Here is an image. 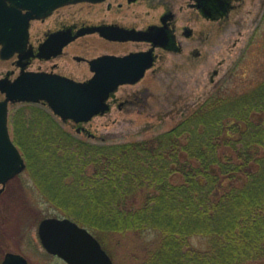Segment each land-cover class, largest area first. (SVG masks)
I'll list each match as a JSON object with an SVG mask.
<instances>
[{
  "label": "trees",
  "instance_id": "obj_1",
  "mask_svg": "<svg viewBox=\"0 0 264 264\" xmlns=\"http://www.w3.org/2000/svg\"><path fill=\"white\" fill-rule=\"evenodd\" d=\"M14 117L38 187L111 255L117 237L131 248L127 264L264 259V82L215 93L170 130L135 141L84 139L41 104ZM193 236L208 246L188 247Z\"/></svg>",
  "mask_w": 264,
  "mask_h": 264
},
{
  "label": "rangeland",
  "instance_id": "obj_2",
  "mask_svg": "<svg viewBox=\"0 0 264 264\" xmlns=\"http://www.w3.org/2000/svg\"><path fill=\"white\" fill-rule=\"evenodd\" d=\"M144 1L126 5L121 12L116 8L109 11L107 3L82 2L63 10L68 15L77 14L88 24L114 17L124 22H134L139 15L141 18L144 16L147 23L153 22L163 7L158 6L159 0ZM176 11L179 26L186 25L187 6L184 11H180L179 7ZM190 25L195 29V35L191 39L182 38V52L164 51L163 57L141 81L134 86L121 87L117 92V95L138 92L139 97L133 98L136 103H126L122 108L118 103H113L110 110L80 123L61 120L42 102L33 104H41L49 109L66 130L84 139L126 142L150 138L170 130L215 93L220 92L223 96L244 94L264 82V0H246L244 4H239L227 19H223V24L200 16ZM132 47L127 43L112 44L87 32L69 50L91 58L102 51H125ZM83 65L78 73L87 76L89 70L86 64ZM14 68L11 59L0 58V78ZM5 97L0 91V100ZM29 104H9V125L13 138L14 116ZM27 117L31 118L29 115ZM52 216L65 215L38 187L26 162V168L12 178L0 193V264L7 252L24 255L30 264H67L49 253L39 237L40 221ZM117 240V237L113 239L111 257L115 264H127L131 248L125 241ZM207 246L208 240L203 236L189 239L188 247ZM248 264H264V259Z\"/></svg>",
  "mask_w": 264,
  "mask_h": 264
},
{
  "label": "water",
  "instance_id": "obj_3",
  "mask_svg": "<svg viewBox=\"0 0 264 264\" xmlns=\"http://www.w3.org/2000/svg\"><path fill=\"white\" fill-rule=\"evenodd\" d=\"M79 1L103 0H0L1 57L9 58L19 48L18 43L27 41L31 18L46 16L58 6ZM22 8L29 11L24 14ZM17 33H20L21 38H15ZM138 56L140 59L143 57L142 53L104 57L108 69L118 64L116 70L121 73L120 65H123L126 76L122 78L98 74L88 80L78 81L45 72H24L14 80L1 78L0 90L6 97L0 100V193L12 178L26 168L25 158L14 142L9 127L11 102L42 101L63 121H89L110 108L107 100L121 83L138 81L145 70L152 66L153 60L148 56V62L137 71L133 62ZM38 233L44 248L67 264H115L97 236L70 217H45L39 223ZM2 264L30 262L20 253L7 252Z\"/></svg>",
  "mask_w": 264,
  "mask_h": 264
},
{
  "label": "flooded vegetation",
  "instance_id": "obj_4",
  "mask_svg": "<svg viewBox=\"0 0 264 264\" xmlns=\"http://www.w3.org/2000/svg\"><path fill=\"white\" fill-rule=\"evenodd\" d=\"M80 2L88 4L107 3L106 6L109 11L116 8L121 12L126 5L137 4L140 0ZM245 2L246 0H159L158 6L163 7V9L153 22L147 23L145 17L141 18L139 15L134 22H124L114 17L110 20L102 19L92 24L85 23L77 14L68 15L63 10L64 7L79 2L61 5L54 8L46 16L29 20L27 41L18 43L19 48L9 58L1 57L3 45H0V58L11 59L15 65V68L8 71L3 78L14 80L24 72L58 74L78 81L88 80L98 74L122 78L126 76L123 65H120L121 73L116 70L118 64L116 67L114 65V68L108 69L107 60L104 58L106 55L123 57L131 53H142L141 59L139 56L135 58L133 67L139 71V67L141 68L142 64L148 62V56L153 60L152 66H154L163 57L164 51H183L182 38L191 39L195 35V29L190 25L191 22L203 16L209 21L223 24V19H227L238 8L239 4ZM185 6H187L186 21L188 23L181 28L176 9L179 7L180 11H184ZM28 11V9L22 8L24 14ZM87 32H92L99 39L112 44L127 43L132 44L133 47L125 51H102L91 58L77 52L71 53L69 50L71 45ZM15 38H21L20 33H17ZM91 61H93L92 64ZM83 63L86 64L90 73L87 76H80L78 73L84 66ZM149 69L145 70L144 75L138 81L121 83L117 90L110 94L109 105L118 103L119 107L122 108L126 103H136L137 101L133 98L139 97L138 92L122 95H117V92L121 87L137 84L144 78Z\"/></svg>",
  "mask_w": 264,
  "mask_h": 264
}]
</instances>
